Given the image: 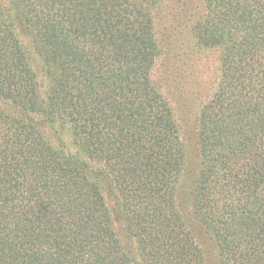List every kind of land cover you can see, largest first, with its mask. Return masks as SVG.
<instances>
[{"label":"trees","instance_id":"16d2710c","mask_svg":"<svg viewBox=\"0 0 264 264\" xmlns=\"http://www.w3.org/2000/svg\"><path fill=\"white\" fill-rule=\"evenodd\" d=\"M199 2L220 75L188 177L153 80L168 0H0V264H207L201 236L264 264V0Z\"/></svg>","mask_w":264,"mask_h":264},{"label":"rangeland","instance_id":"374dc122","mask_svg":"<svg viewBox=\"0 0 264 264\" xmlns=\"http://www.w3.org/2000/svg\"><path fill=\"white\" fill-rule=\"evenodd\" d=\"M191 10H185L182 2L168 0L166 8L156 15V35L162 46V56L153 71V80L173 108L187 154L188 177L199 169L197 125L200 110L212 96L220 69V51L197 44L190 24L202 11L199 0H190ZM162 4V2H161ZM161 6V5H160ZM185 203V197L179 199ZM183 206V205H182ZM121 239L124 240L122 236ZM208 264H215V247L207 237L199 240Z\"/></svg>","mask_w":264,"mask_h":264}]
</instances>
